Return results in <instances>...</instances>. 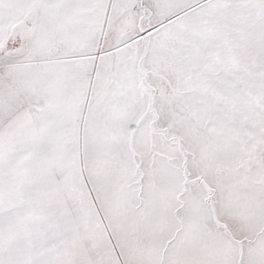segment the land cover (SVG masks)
Wrapping results in <instances>:
<instances>
[{
    "label": "snow or ice",
    "instance_id": "1",
    "mask_svg": "<svg viewBox=\"0 0 264 264\" xmlns=\"http://www.w3.org/2000/svg\"><path fill=\"white\" fill-rule=\"evenodd\" d=\"M0 264H264V0H0Z\"/></svg>",
    "mask_w": 264,
    "mask_h": 264
}]
</instances>
